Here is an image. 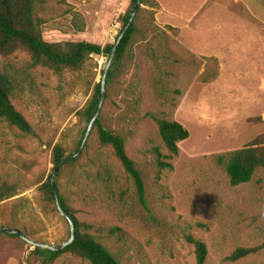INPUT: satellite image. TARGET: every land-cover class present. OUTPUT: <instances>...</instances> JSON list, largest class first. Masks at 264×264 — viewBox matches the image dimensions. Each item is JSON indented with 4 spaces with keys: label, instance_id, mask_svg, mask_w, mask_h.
<instances>
[{
    "label": "rangeland",
    "instance_id": "obj_1",
    "mask_svg": "<svg viewBox=\"0 0 264 264\" xmlns=\"http://www.w3.org/2000/svg\"><path fill=\"white\" fill-rule=\"evenodd\" d=\"M130 0H46L44 34L78 36L105 46L121 28ZM137 33L105 87L100 123L120 133L144 181L147 208L132 178L93 127L79 159L56 177L79 221L124 264H197L187 234L208 249L204 264H264V168L231 185L217 156L264 147V0H142ZM109 57L94 54L78 70L30 65L19 48L0 54L16 83L12 102L33 128L0 121V227L59 245L67 219L40 185L53 172V147L75 152L88 123L80 116ZM180 122L189 136L171 154L157 119ZM156 149L172 168L161 167ZM118 227L120 230L111 231ZM238 247H259L237 260ZM34 246L0 231V264H42ZM50 264H91L65 252Z\"/></svg>",
    "mask_w": 264,
    "mask_h": 264
},
{
    "label": "trees",
    "instance_id": "obj_2",
    "mask_svg": "<svg viewBox=\"0 0 264 264\" xmlns=\"http://www.w3.org/2000/svg\"><path fill=\"white\" fill-rule=\"evenodd\" d=\"M45 1L46 0H0V54L10 55L15 50L23 48L31 55L30 65L32 67L43 65L53 69L57 73L62 72L64 69L78 70L83 68L87 60L94 54L106 55L109 57L115 41L118 39L119 34L137 2V0H130L128 9L120 16L121 28L115 37V41L101 46L82 36L65 42H58L48 38L44 34L43 19L37 16L38 9ZM137 30V25L134 20L117 44L113 61L107 71L106 84L110 83L117 68V64L123 59ZM104 69L102 73H104ZM15 90L16 83L14 77L6 71H0V121H6L16 126L25 134H32L33 128L31 124L12 102L11 97ZM100 98L101 83L97 82L94 85L92 97L87 105L79 111L80 116L88 124L98 109ZM157 122L159 134L167 149L171 154H178V143L189 136V131L176 120L158 118ZM93 127H97V135L100 143L112 148L114 155L120 161L125 172L132 178L139 202L147 208L142 174L136 162L127 154L124 137L115 130L104 127L100 123L99 117L96 119ZM86 129L78 141V146L75 151L80 147ZM156 152L159 157V166L172 168V164L165 160V158H170V155L167 156L162 154L159 149H156ZM70 154L71 153H67L62 143L56 144L52 151L53 171L55 167ZM78 159L79 156L72 158L67 165L76 163ZM217 161L224 164L230 184L233 186L239 185L250 181L257 170L264 168V147L248 144L241 149L218 155ZM52 173L40 185V190L45 199L48 202L54 203L56 209H58L50 180ZM56 185L60 204L63 209L68 212L74 222L75 238L60 251L34 247L32 253L39 257L42 264H50L65 252L80 256L91 264H124L90 231V229H92L91 224L78 220L72 208L68 205L64 194L60 191L57 182ZM14 195L15 193L8 191V189L5 191L2 188L0 200L8 199ZM114 230L120 229L118 227L111 229L112 232ZM185 238L195 247L197 264H204L208 253L206 244L190 234H187ZM260 247H264V243L261 244ZM258 248L259 247H238L227 259H240L255 252Z\"/></svg>",
    "mask_w": 264,
    "mask_h": 264
},
{
    "label": "water",
    "instance_id": "obj_3",
    "mask_svg": "<svg viewBox=\"0 0 264 264\" xmlns=\"http://www.w3.org/2000/svg\"><path fill=\"white\" fill-rule=\"evenodd\" d=\"M141 4H142V0H137L135 6L133 7V9H132V11H131V13L129 15V18H128L126 24L124 25L121 33L118 36V39L115 41V43H114V45H113V47L111 49V53H110L108 62L106 64V66H105L104 73H103L102 78L100 80V83H101V98H100V101H99L98 109H97L96 113L94 114V116L92 117V119L90 120V122H89V124L87 126V129H86V132H85V135H84V138L82 140V143H81L80 147L78 148L77 151H75V152L71 153L70 155H68L67 157H65L55 167V169H54V171L52 173L51 179H50L51 180V185H52V188H53V192H54V196H55V199H56L57 208H58L59 212L61 213V215L64 216L68 220L69 225H70V236H69V238L66 241H64L61 244H59V245H53V244H49V243H42V242L33 241V240L29 239L28 237H26L20 230L15 229V228H10V227L3 226V227H0V231H6L8 233L14 234V235L22 238L23 240L27 241L28 243H30L34 247L48 248V249L55 250V251L62 250L63 248H65L68 244H70L74 240V238H75V225H74V222H73L72 218L68 214V212L65 209H63V207L60 204V201H59V198H58L57 185H56V177H57L59 171L64 167L65 164H67L72 158H75V157H77V156H79L81 154L83 148L86 145V142H87V139L89 137V134H90L91 130L93 129L95 121L99 117V114H100L101 109H102V105H103V102H104V99H105L106 75H107V71L110 68V65H111V63L113 61L117 44L120 42L122 37L127 32V29L129 28V26L134 21L135 16H136V14L138 12V9L140 8Z\"/></svg>",
    "mask_w": 264,
    "mask_h": 264
}]
</instances>
